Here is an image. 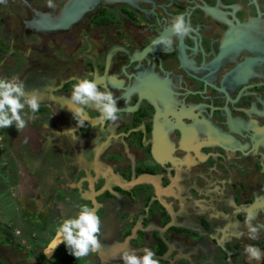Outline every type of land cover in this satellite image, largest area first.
<instances>
[{
  "label": "flooded vegetation",
  "instance_id": "obj_1",
  "mask_svg": "<svg viewBox=\"0 0 264 264\" xmlns=\"http://www.w3.org/2000/svg\"><path fill=\"white\" fill-rule=\"evenodd\" d=\"M67 1L72 0H53L57 5L54 8H47V0H8L6 5L0 4L4 26L0 33V78H11L12 71L22 65L35 66L36 76L31 79L28 76L31 71L26 72L21 80L27 84L29 93L36 91L41 98L37 113H54L64 120H58L63 125H56L59 126L56 135L64 140L67 152L77 153L75 156L86 166L82 172L69 169L70 163L67 168L57 162L55 167L68 169V177H78V181L84 178L87 183L99 174L104 179L103 185L100 192L94 189L105 196L115 195L113 192L143 195L151 189L145 197V208L149 214L165 217L152 234L160 264H219L215 256L218 252L197 261L192 253L184 250L190 246L194 253L208 251L209 239L221 242L229 237L240 239L234 244V252L223 242L222 245L215 242L225 264H236L232 261L236 251L246 255V244L264 252V229L259 239L249 240L245 227L248 216L254 217V224L264 225V104L254 96L255 92L264 93V79L253 82L241 76L230 82L212 83L201 74L203 69L210 72L204 61L220 60L221 38H229L233 29L240 28L241 33L252 36L253 42H260L261 38L255 35L261 24L264 25V0H98L64 28L48 30L28 26L27 22L40 12L35 2L50 10V15L58 16ZM181 14L193 31L179 38L172 33L170 21ZM9 16L19 21L16 28L9 27ZM18 24L22 29L18 30ZM210 30L213 34L207 37L205 32ZM161 36L173 40L170 49L154 44ZM27 41L36 44L30 47ZM231 55L227 57L234 61L236 56L231 59ZM244 61L252 72L248 78H259L262 72L255 67L264 65V56H243L239 64ZM83 78L95 79L101 91L107 89L114 93L120 107L116 123L100 124L99 113L89 108L84 127L78 126L65 105L72 85ZM245 100L253 109L254 103L259 104L252 116L242 107ZM237 116L249 122L241 131ZM118 123L122 124V131L114 133L113 127ZM219 132L231 136L228 139H232L231 147H226V142L215 141L214 136ZM117 137L141 145L152 161L141 165L130 162L120 169L116 165L111 170L105 168L100 160L103 148ZM83 141L90 143V147L73 149ZM61 153L64 156L66 152ZM122 158L116 157L118 161ZM215 169L224 173L222 178L213 173ZM204 177L210 180L201 184ZM141 178L143 182L130 186ZM226 184H230L234 203L227 198ZM203 193L207 199L198 198ZM186 204L203 207L198 224L178 219L179 213L187 217ZM140 219L144 217L138 215L132 225L136 227ZM234 227H239L236 236L231 232ZM193 238L197 240L192 241ZM24 244L28 246L27 242ZM34 248L33 255L29 249L15 251L13 255H0V261L47 264L39 258L40 253L45 254L40 252L38 244ZM115 249V246L108 249L111 257ZM95 255L96 262L91 261V255L83 264H102L101 255ZM245 263L264 264V259ZM50 264L65 263H58L54 258Z\"/></svg>",
  "mask_w": 264,
  "mask_h": 264
},
{
  "label": "crops",
  "instance_id": "obj_2",
  "mask_svg": "<svg viewBox=\"0 0 264 264\" xmlns=\"http://www.w3.org/2000/svg\"><path fill=\"white\" fill-rule=\"evenodd\" d=\"M68 2L69 1H67L66 4ZM35 4L38 5V9H40V12L35 14L36 16L33 18V20L27 22L28 26L48 30L56 28L58 29V21L60 20L59 17H61V15L59 14L58 16H52L50 15L51 13L48 12L50 10H47L48 7L42 8V5L39 6L37 2H35ZM44 16H46V18ZM16 20L17 19H9V27H11V24L16 25V23L19 22L18 20ZM254 23H251L250 25L252 26L253 24V26H255L256 24L254 25ZM261 25L262 27L258 29V32L256 31L258 35H255L258 36V38H261L259 43L253 42L254 40L252 36L245 34L246 32L241 33L242 31L239 30L240 28L233 29L231 33H229L230 35L227 39L222 36L221 48H223V52H221V55L219 56L220 60L218 59L217 61L215 58L208 62L204 61V63H206L204 64V66L210 72H207L203 69L201 71L202 76L208 78V80L212 83H219L220 81L230 82L232 78L237 80V78L241 76H244L243 79L248 81L252 80L253 82L264 79V65H261V68L255 67L256 69H258L257 71L260 70L262 72L259 78H251L252 76L248 78L250 75H252V72H249L250 68H248L247 66V61H244L243 63L241 62V64H239V60L243 56H254L256 58L264 56V44L262 43L264 42V25ZM211 33L213 34L212 30L205 32V35L207 37H210ZM35 44L36 43L32 41L26 42V45L30 47L34 46ZM229 53L233 54L231 55V59H233V57L235 58L236 56V59L234 61L229 60V58L227 57ZM256 60H254L251 65H253ZM34 67L35 66L30 64L22 65L19 70L12 71V76L21 79V77H23L26 72L31 71L28 76L33 79L34 76H36ZM26 85L27 84H25V90L28 92V90L26 89ZM254 96H256L257 99L263 101L264 104V93L262 91L260 93L255 92ZM246 101L247 100L244 101V105L242 104V107L246 109L249 116H252L257 110V105L259 104L254 103L253 109L252 107L250 108V106L247 104L248 102ZM24 113H27V115H25L24 117L25 119H28V116L32 115L31 112L25 110ZM24 113H22V115H24ZM35 117V120H29L27 127L23 131H17L15 125H13L11 128H7V131L4 129L0 131L1 133L4 131L6 132V135L4 136L0 134V140H4L6 136L9 138L11 135H14V140L16 138L18 150L15 151L19 152L17 153L19 158H17V184L13 187V190L15 195L19 197V200L21 199V201H23L22 210L25 211L28 215L29 222L33 223V225H39V227H46V224L48 223L47 226L51 225L52 227H56L54 234L56 235L58 227L65 219L75 218L80 211L81 205H89L90 207L96 208V213L100 218L101 233L99 239L103 245L99 253L89 254V256H93V259L91 261L96 262V258L98 260V257H96L95 254H99V257L101 255L102 264H123V261L120 257L125 250L135 249L138 255H143V249L147 247L155 252L157 249V243L156 240L153 239L152 234L158 230V228L160 227V222L162 220L164 221L165 217H161L157 213L149 214L147 212L145 208V197L149 195L151 189L149 191L147 190V193L143 195L138 194L129 196L127 194L113 192L115 195L105 196L103 193L99 194L95 191L96 188L98 189V192L101 191H99V189L100 186L103 185L104 181L102 177H99V174L93 175L94 177H91L92 182L90 183H87L84 178L78 181V177L72 179L69 176L71 178L70 179L67 175L69 174V172L67 171L68 169L63 171V168H59V165L55 167V164L57 162L63 163L64 166H67V168L68 164L70 163L71 166L69 165V169L73 168L80 172H82L86 168V166L82 164V161L78 156H75L77 153H75L74 151L73 153L67 152L64 140L58 139L59 136L57 137L56 135L57 128L60 125H63V122H59L58 120L62 119H59L60 117H58V115L55 116L54 113L51 115L36 113ZM52 121H54L55 124H53ZM246 121L247 119L245 117L237 116L236 123L240 125L238 126L239 131L242 130L241 128H245L248 125L249 122ZM54 131L55 133H53ZM121 131V123H118L113 127L114 133H119ZM98 134L100 137H102L101 133ZM229 138H231V136L228 133L223 134L221 132H219L218 135L214 136L215 141H218L219 143L221 142L222 144L223 142H226L225 145L228 148L232 145V139L231 141H229ZM79 144L80 145L78 146H73V149L76 148L80 150L82 148L85 149L90 147V143H86V141H83ZM9 147L10 146L8 145V148ZM64 150L66 153L63 156L61 151ZM157 154L158 158L163 159V157L159 153ZM117 155L123 157V161H118L116 159ZM100 160L101 164L105 165V168H108L110 170L115 165L120 169L123 168L125 164L130 162L135 165H141L144 162L148 163L152 161L151 157L146 155L141 145L137 144L134 141L127 142L122 138L120 139L119 137H117V139L115 140H112L109 145L103 148ZM89 170H92V168ZM107 170L104 172V175H106L109 171ZM46 173L47 175H45ZM213 173L219 178H222L224 174L220 170L216 169L213 171ZM78 174L79 173H77L76 175L78 176ZM209 180L210 179L204 177L203 181H201V184H204ZM43 181L46 183H43ZM92 185L93 187H91ZM226 185L227 198L231 203L232 201L234 203L233 193L229 189L230 184ZM63 194L65 195V197L61 196ZM192 195L197 199L196 194L193 193ZM198 198L207 199L205 197V193H203V195L199 196ZM185 207L189 211L187 217H185V215H182V213H179L178 219L185 220L187 223L194 222L198 224L200 216L199 213L202 211L203 207L196 204H186ZM138 215L144 217V220L140 219L136 227H134L132 225V222L137 218ZM26 218L27 216H22L23 220H26ZM15 228L17 232H19V234L22 232L19 227ZM238 229L239 227H234L232 229L231 232L233 236H236V232L238 231ZM140 232L148 238H142ZM52 240L53 239L49 240V244ZM191 240L196 241L197 239L193 238ZM238 240L240 239L229 237L226 239H222V242L224 246L234 252L233 247L234 244L238 242ZM41 243L43 242L39 240L38 246L41 248L40 250L45 254V249H43ZM207 244L210 245V249L208 251L201 250L199 252L195 251L194 253V251H192V247L190 246H188L184 250H186V252L192 253L193 257L197 261H201L206 257L217 254L218 252V255H215L219 261L218 263L225 264V260L221 259L222 257L219 252V247L215 243V241L209 239ZM63 246L66 245L64 243L59 244L51 254V257L53 256V259L56 257V255L61 256L62 260H56L58 261V263L63 262L65 264H78L80 261L82 262L81 264H83L89 257L87 256L85 258L77 260L73 255L69 254L68 249L66 250L68 251L67 255H60L62 253L60 251ZM112 246L116 247V253L114 257H111L108 251V249ZM237 252L238 251L232 254V261L236 264H246L245 261H248L246 260V255ZM44 256L51 258L46 254ZM99 262L100 261H98L97 263ZM179 264L185 263L181 262Z\"/></svg>",
  "mask_w": 264,
  "mask_h": 264
},
{
  "label": "clouds",
  "instance_id": "obj_3",
  "mask_svg": "<svg viewBox=\"0 0 264 264\" xmlns=\"http://www.w3.org/2000/svg\"><path fill=\"white\" fill-rule=\"evenodd\" d=\"M8 0H0V4L6 5ZM53 0H47V7L54 8ZM172 33L179 38L187 36L193 29L190 27L187 18L181 14L170 21ZM156 46L162 45L170 49L173 40L170 37L161 36L154 41ZM41 98L36 91L31 93L25 90V82L18 77L0 78V129L10 128L15 125L17 131H23L29 120H35V114L39 112ZM73 116L79 127L83 128L87 120L86 109H94L99 115L97 121L100 124L108 122L116 123L119 120L120 107L114 93L105 89L100 90L95 79L83 78L72 85L70 97L65 105ZM30 109L32 115L25 119V109ZM24 113V115H22ZM71 131V130H69ZM254 217L248 216L245 219V227L249 240H257L264 225L253 223ZM101 233V221L96 213L95 207L81 205L80 211L75 218L65 219L56 231L45 254L48 255L61 243L66 245L69 254L77 260L89 256L91 253H99L103 247L99 236ZM249 262H260L264 259V252L260 248L248 244L245 246ZM123 264H160L159 258L149 248L143 249V255H138L135 249L125 250L121 257Z\"/></svg>",
  "mask_w": 264,
  "mask_h": 264
},
{
  "label": "rangeland",
  "instance_id": "obj_4",
  "mask_svg": "<svg viewBox=\"0 0 264 264\" xmlns=\"http://www.w3.org/2000/svg\"><path fill=\"white\" fill-rule=\"evenodd\" d=\"M8 18L15 19L14 17L11 18L10 16ZM1 24L2 21L0 19V33H2V28L4 27ZM10 26L11 28H16L15 24H11ZM18 26V30L22 29L21 25L18 24ZM1 43L2 39L0 38V45ZM1 50L2 48L0 47V51ZM1 130L2 129H0V131ZM4 130L7 131V128H5ZM0 134L4 136L6 135V132H0ZM13 136L14 135H11L9 138L6 136L4 140H0V255H13L12 253L15 251L27 252L28 249L30 250V254L33 255L35 251L34 247L36 244H38L39 240L43 242L41 243L43 249L48 248L49 240L52 239L53 235L55 234L56 227H52L51 225L47 226L48 223L46 224V227L33 225V223L29 222L26 212L22 210L23 201H21V199L19 200V197L15 195L13 190V187L17 184V158H19L17 154L19 152L15 151L18 150L16 138L14 140ZM8 145L10 146L9 148ZM61 196L65 197L64 194ZM23 215L27 216L26 220L22 219ZM15 227H19L22 232L19 234ZM22 238H25V240L23 241ZM26 242L29 247H25L24 243ZM30 246H33L32 250L30 249ZM66 250V246H63L61 248L60 252L62 253L60 255H67L68 251ZM51 254L52 253L48 254V256L51 257ZM39 258H43V260H45L47 264H50L52 261H54L53 258H45L41 253L39 255ZM58 259L62 260L61 256L56 255L55 260ZM16 261L17 260H15V262ZM15 262L13 261L12 264H16ZM81 263L82 262L79 261L78 264Z\"/></svg>",
  "mask_w": 264,
  "mask_h": 264
},
{
  "label": "water",
  "instance_id": "obj_5",
  "mask_svg": "<svg viewBox=\"0 0 264 264\" xmlns=\"http://www.w3.org/2000/svg\"><path fill=\"white\" fill-rule=\"evenodd\" d=\"M104 2H115V1H124V0H103ZM98 2V0H72L66 6L63 8V11L61 13V17L59 22L58 27L59 28H64L68 26L72 21H75L79 19V17L86 12L89 7L92 6V4ZM101 2V0H100ZM51 28V27H50ZM143 182L144 179H137L134 180L132 183H130V186L135 184V183H140ZM130 187L129 185H127ZM93 187V185L91 186ZM126 187V186H125ZM127 187V188H128ZM215 242L219 243V245H222V242L219 241V239H213Z\"/></svg>",
  "mask_w": 264,
  "mask_h": 264
},
{
  "label": "trees",
  "instance_id": "obj_6",
  "mask_svg": "<svg viewBox=\"0 0 264 264\" xmlns=\"http://www.w3.org/2000/svg\"><path fill=\"white\" fill-rule=\"evenodd\" d=\"M0 264H4L2 261H0Z\"/></svg>",
  "mask_w": 264,
  "mask_h": 264
}]
</instances>
